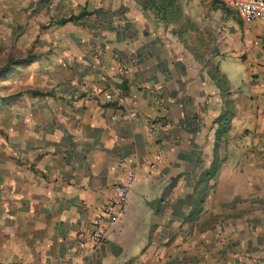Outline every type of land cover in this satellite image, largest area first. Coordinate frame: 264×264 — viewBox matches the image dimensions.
Listing matches in <instances>:
<instances>
[{
    "label": "crops",
    "instance_id": "crops-1",
    "mask_svg": "<svg viewBox=\"0 0 264 264\" xmlns=\"http://www.w3.org/2000/svg\"><path fill=\"white\" fill-rule=\"evenodd\" d=\"M208 6L206 0L179 6L172 0H0V21L19 31L21 42L38 34L47 44L40 73L49 77L41 88L48 95L25 101L0 150V217L14 223L10 259L264 264V26L263 51L247 52L259 85L247 72L227 83L223 61L213 57L225 80L219 85L192 47L175 45L176 17L185 34L206 41ZM115 11L122 22L106 17ZM156 11L167 12V50L153 45L154 33L145 34ZM50 18L58 22L48 25ZM116 60L128 69L124 77ZM115 90L136 92V117L127 105L103 102V91ZM130 171L134 182L118 222L106 228L98 249L78 250L76 234L103 205L107 188Z\"/></svg>",
    "mask_w": 264,
    "mask_h": 264
},
{
    "label": "rangeland",
    "instance_id": "rangeland-1",
    "mask_svg": "<svg viewBox=\"0 0 264 264\" xmlns=\"http://www.w3.org/2000/svg\"><path fill=\"white\" fill-rule=\"evenodd\" d=\"M186 1L189 0H172L177 6L186 4ZM191 1L202 2L205 0ZM206 1L209 5L207 10L208 27L206 32H202L206 35V41L203 40V37L200 41V35L196 32L185 34L184 23L176 17L175 24L180 27V29L177 28L175 33L177 51L178 46L182 48L192 47L194 51H189L199 55L200 61L204 62L201 69H207V72L214 77L215 82L219 85H225V80L218 74L217 65L211 60L213 57L223 61L221 68L226 74L227 83L237 81L239 74L243 76L247 72L250 80L259 85L257 79H259L260 72L256 70V65H254L257 63L248 58L247 52L249 50L263 51L260 46L263 40V31L259 30L263 29V25H260V23L247 24L236 16L223 0ZM83 13L86 15H99L96 11H85ZM155 13L154 25H149V30L145 34L147 35L148 32L154 33L155 38L158 40L155 39L153 45H158L160 50H167L170 46L165 38V35L169 33L167 29V12L156 11ZM178 14L179 12H176V15ZM78 17V15L75 16L77 19ZM106 17L115 18L118 22L123 20L121 13L118 11L112 12ZM55 18H50L47 24L50 25L51 19L55 23ZM69 18H72V16L61 19L69 21ZM156 21H158V25H156ZM187 25L190 29L191 25L189 23ZM45 27L41 25L38 32L44 31ZM18 34L19 31L14 30V27L10 29L4 22L0 21V150L8 146L9 131L13 132L17 124H15V117L24 115L25 101L34 98L39 101L48 95V92L41 88L49 80V77L40 73L44 61L42 54L47 50V44L39 41L38 34L30 36L27 42H21ZM156 35L159 37H156ZM193 40H195V43H191ZM170 48L175 49L172 46ZM94 52L97 58L101 56L102 51L100 48H94ZM116 62L120 61H115V70ZM103 82L106 83L107 80L102 81V84H104ZM19 124L21 130H23V122ZM211 177L212 175H209V178ZM9 226H14V223L12 222L9 225L7 218L0 217V264H22L21 260L14 261L13 258L10 259L14 236L8 233Z\"/></svg>",
    "mask_w": 264,
    "mask_h": 264
},
{
    "label": "built area",
    "instance_id": "built-area-1",
    "mask_svg": "<svg viewBox=\"0 0 264 264\" xmlns=\"http://www.w3.org/2000/svg\"><path fill=\"white\" fill-rule=\"evenodd\" d=\"M223 1L236 16L247 24L260 23L264 26V0ZM116 71L123 77L128 73V69L121 62H116ZM102 100L106 104H112L117 109L127 105L130 108V114L136 117L138 102L136 92H129L124 95L118 90L111 93L103 91ZM111 120H116V116L111 117ZM140 120L142 124L146 125V127L148 126L149 122L147 120L144 118ZM148 130L151 132L153 127L150 126ZM159 160L160 157L156 155L154 162L156 163ZM133 182L134 175L130 171L126 173L125 179L117 181L107 188V195L103 205L93 215L87 227L76 234V246L78 250H95L104 243L106 228L118 222L126 206L127 195Z\"/></svg>",
    "mask_w": 264,
    "mask_h": 264
},
{
    "label": "trees",
    "instance_id": "trees-1",
    "mask_svg": "<svg viewBox=\"0 0 264 264\" xmlns=\"http://www.w3.org/2000/svg\"><path fill=\"white\" fill-rule=\"evenodd\" d=\"M68 20L71 21L72 18H69ZM63 21H65V20H59L60 23H62Z\"/></svg>",
    "mask_w": 264,
    "mask_h": 264
}]
</instances>
